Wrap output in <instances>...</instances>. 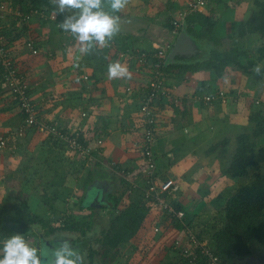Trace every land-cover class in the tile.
Returning <instances> with one entry per match:
<instances>
[{
  "label": "crops",
  "instance_id": "1",
  "mask_svg": "<svg viewBox=\"0 0 264 264\" xmlns=\"http://www.w3.org/2000/svg\"><path fill=\"white\" fill-rule=\"evenodd\" d=\"M165 1H168L166 11L162 0H129L123 10L113 13L120 17V31L114 39L125 46H130L129 48L139 50L166 48L170 51L177 38L175 35L177 33L168 25L169 20L173 19L168 17L164 26L161 21L157 23L156 21L163 14L167 15L175 7H180V4L177 0ZM180 1L182 5H186L191 0ZM255 1L220 0L208 5L202 13L215 15L214 33L221 39L222 46L227 48L229 42L231 44L229 50L239 48L246 53L243 64L253 61L255 62L253 69L259 66L261 70L263 62L257 60V52L264 41L258 35L246 37L238 35L239 26L255 9ZM0 2H7L15 10V16H8L2 22V26L7 35H19L13 44L15 61L30 87L32 99L38 105L40 120L57 125L72 134L82 125L85 130L83 135L90 140L88 141L91 146L90 158L84 159L69 153L70 151L47 133L35 129L29 131L19 140L16 148L0 149V193H8L4 187L10 181L12 183L18 180L17 174L20 175L21 172H26L27 175L35 174L39 168L46 175H52L51 182L57 175L64 185L74 178L77 184L80 183L82 194L89 195L100 189V199H103V202L106 194L124 193L126 191L124 181L132 187L127 194H138L137 191L131 192L147 184V181L146 184L144 181L147 177L141 175L146 171V167L142 155L144 127L143 123H140L139 111L141 94H144L148 82L146 66L120 60L118 57L120 49L111 44L100 50L94 49L88 55L80 54L75 40L58 27V23L68 13L56 14L45 9L35 11L30 6L32 0ZM17 14L30 15L31 19L27 23L21 22L22 17ZM52 15H56L55 20H52ZM29 41L35 44L34 49L27 47ZM205 41L209 43L208 47L212 46L208 40ZM255 42L259 44L256 46ZM114 62L125 66L130 76L110 79L108 66ZM168 87L169 97L159 106L158 138L154 152L161 174L159 180L171 185L166 193L172 194V200L180 202L188 210L187 203L190 199L188 194H206L211 187L213 190L210 194L215 195L214 191L223 192L232 184L235 185L237 180L241 184L244 179L230 180L224 174L216 181L212 179L213 170L221 173L224 164L222 161L209 158L214 154L210 153L211 148L216 145L211 142L213 139L218 140L219 136L222 139L223 136H229L225 138L229 140L237 138L242 131L244 132L243 126H248L250 115L246 116L247 113L264 110V76L256 79L235 68H228L222 79L215 77L211 71L189 72L181 80L171 74ZM221 89L229 94L225 103L219 101L215 104H206L202 101L203 96ZM84 112L88 114L85 119L82 118ZM22 123L23 114L12 102L8 86L2 83L0 135L17 131ZM99 140L103 141L102 146H99ZM204 145L211 146L205 153ZM258 147L256 151L264 152L263 146L259 149ZM235 148L237 149L236 145ZM256 151L253 154H256ZM69 155L73 157L68 158ZM258 155L259 152L256 154L257 159ZM252 161L249 168H257L254 169L256 173H263V170H258L262 167ZM224 162L229 165L227 159ZM89 177L92 178V182L86 185ZM210 180L213 183H209ZM98 184L101 185L97 187ZM202 185L209 188H203ZM23 195L28 200L30 210L35 213V208L31 205L33 201L30 202L32 194ZM18 198L19 194L17 204ZM167 199L173 204L172 200ZM105 205L103 208L99 207L101 208L99 213L94 210L95 215L111 218L113 211ZM151 215L152 213L136 239L147 243L142 245L145 249H149L150 246L158 249L155 251L153 248L155 252L149 253L151 256L145 255V250H140L132 260H141L144 256L145 258L149 256L152 263L156 261L155 259L163 262L162 254L165 252L168 259L169 257L171 259L169 264H175L177 254L171 248L173 243L180 239L181 234L169 229L166 233L160 230L161 233L159 231L156 236L155 230L158 227ZM97 230L95 228L92 237L89 234L82 236L76 232L60 231L48 238L68 239L83 255V247L88 245L91 239L96 244L95 248H98L97 241L100 237H95ZM151 237L153 240H150ZM37 247L39 249L40 245ZM96 256L100 257L98 254ZM98 260L101 261L99 258ZM92 262L89 260V264H97L98 261Z\"/></svg>",
  "mask_w": 264,
  "mask_h": 264
},
{
  "label": "trees",
  "instance_id": "2",
  "mask_svg": "<svg viewBox=\"0 0 264 264\" xmlns=\"http://www.w3.org/2000/svg\"><path fill=\"white\" fill-rule=\"evenodd\" d=\"M30 6L35 11L45 9V11L51 13L56 12L50 0H32V5ZM27 12L31 11L27 10ZM214 17L215 15L213 16V14L197 12L189 15L184 22L190 35H193L199 40H208L210 45L212 44V46H209V57L193 64L166 66V72L169 75L174 74L177 79L181 80L189 72L211 71L215 77L222 79L226 75L228 68H235L242 70L245 75L253 76L256 79L263 78L264 67L260 70L259 74H256L253 71L255 62L249 61L248 64H243L246 55L245 52H242L237 47L227 51L222 50L221 39L214 33ZM169 23L168 25L174 30V33H177L175 34L177 36L182 29L179 28L177 30L172 20H169ZM3 32L5 37L9 38V41L12 43V47H14L13 44L19 35L9 36L6 30ZM238 35L240 37L258 35L264 41V1H255V9L239 26ZM112 41H116V44L120 43L117 39ZM129 47L120 43L118 48L126 51L130 49ZM257 53V60L264 62V44L258 49ZM4 74V69L0 64V81L7 85L4 80ZM215 93L213 92L211 94ZM166 99H162V101ZM249 121L252 129H254L253 133H244L239 136L237 149L232 161L224 169V175L230 178L238 179L250 176L249 167L251 166L252 154L257 149L256 141L264 138V110H258L250 114ZM1 135H6V133ZM88 140L84 136L81 137L83 143L87 144ZM229 142V139L223 140L220 144L213 146L210 153H215L220 148H223V153L221 152L220 154L222 156L221 158L225 159L224 156ZM141 175H145L148 178L145 171ZM59 177L58 175L55 176L50 186L64 185V182H61L62 179H59ZM91 179L89 177L85 184L89 185L92 182ZM144 181L146 184L147 180L145 179ZM124 182L126 190L124 193L106 194L105 207L112 209L113 216L110 218L108 229L101 232L102 236L97 241L99 247L92 253V255L98 254L100 256L101 264L114 263L123 247L129 243H134L140 229L150 216L152 210V207L144 197L146 185L138 190L133 189L131 192L137 191L138 194H127L132 187L127 181ZM44 196L45 204L50 209H54V204L50 203L52 200L47 197V194ZM169 199L172 200L173 198ZM172 201L177 211H184L187 214L186 209L180 202ZM18 202L17 205L0 203V242L12 234H21L39 246L41 243V234L44 238H48L60 231H71L79 233L82 236H87L90 232L94 231L93 227L96 222H94L95 212L93 209L95 207L92 208L91 205L87 207L80 206L81 211L86 210L88 213V216L83 217L81 221H75L74 216H69L68 222L60 227H55L50 224V219L45 220L30 210L28 200L22 193L19 194ZM36 226L39 229H35ZM211 231V239L214 243L212 249L223 264H232L234 261L240 263L243 259L251 257L253 255L254 244H258L259 247L264 248V172L252 175L249 183L243 186L241 185L236 193L226 200L222 217L220 220L217 219L213 222ZM211 231L210 229L208 230L209 233ZM198 237L203 239L201 232ZM92 258L90 260L94 262L95 260ZM175 259V264L189 263L187 259H182L179 256Z\"/></svg>",
  "mask_w": 264,
  "mask_h": 264
},
{
  "label": "built area",
  "instance_id": "3",
  "mask_svg": "<svg viewBox=\"0 0 264 264\" xmlns=\"http://www.w3.org/2000/svg\"><path fill=\"white\" fill-rule=\"evenodd\" d=\"M217 0H193L187 10L180 11L179 16L173 21L174 27L178 30L183 28V22L186 18L197 12H202L208 5L213 4ZM21 22L27 23L30 15H20ZM8 16H15V10L7 2H0V64L4 69V80L9 88L11 100L14 105L23 114V123L17 131H9L6 135H0V149H14L17 147L19 140L22 139L31 130H39L45 132L63 145L68 151L82 157L90 158L91 146L88 143H83L81 137L85 135V130L82 125L79 126L75 133H69L61 127L53 124H48L40 120L38 105L34 102L30 94V87L27 84L24 74H22L15 61V55L12 43L9 38H6L3 31L2 22ZM56 19V15H52V20ZM116 42V41H115ZM112 42V46L119 47V44ZM27 47L34 49L33 41L27 43ZM171 49V47H170ZM166 48H157L156 50H139L130 48L126 51H119L118 57L122 61L133 62L147 67L148 82L145 86L144 94L140 104V123H143V158L145 160V172L148 175L146 191L144 197L154 209L161 210L167 213L171 219H182L184 211H177L176 208L169 202L167 198H171L172 194H167L171 185L162 183L160 171L157 167L156 155L154 148L157 143L158 133V118L159 106L162 99L169 96L168 80L169 74L165 68L167 66L168 52ZM88 77H85L87 79ZM201 99V98H199ZM228 96L221 90L215 94L205 95L202 101L206 104H214L219 101L226 102ZM88 114L84 112L82 118L85 119ZM84 134V135H83ZM85 137V136H84ZM99 146L103 145V141H98ZM156 232L159 229L156 228ZM181 237L175 241L173 247L177 256L188 260V264H223L221 259L214 254L212 247L206 240L200 239L194 229L188 225L180 232Z\"/></svg>",
  "mask_w": 264,
  "mask_h": 264
},
{
  "label": "rangeland",
  "instance_id": "4",
  "mask_svg": "<svg viewBox=\"0 0 264 264\" xmlns=\"http://www.w3.org/2000/svg\"><path fill=\"white\" fill-rule=\"evenodd\" d=\"M163 4L166 6L165 10L167 9V2L165 0H162ZM178 3L180 4V7H175L172 11L168 12L167 15L163 14L162 17H160L158 19L157 22H162L161 24L164 26L166 24V19L168 17H171L173 20H175V18H177L179 16L180 11H185L187 10L188 6L190 5V3L193 1L191 0L188 4L186 5H182L180 0H177ZM161 2V1H160ZM157 5V3H155ZM251 14V13H250ZM58 19V18H57ZM172 20V21H173ZM184 25V22H183ZM162 26V27H163ZM115 40V39H113ZM115 42V41H112ZM111 42V43H112ZM116 43V42H115ZM256 46L259 43H254ZM112 45V44H111ZM227 48L226 46H222V49L224 50H229L228 47L231 46V44L228 42L227 43ZM100 50V49H98ZM262 67H264V62L263 64H261ZM262 87V86H261ZM264 88V87H263ZM262 88V89H263ZM245 89V88H243ZM221 91H223L225 93V96H229V94L224 90L221 89ZM217 92V91H216ZM263 107V106H261ZM255 112V111H254ZM253 112H248L246 116H249L250 114H252ZM248 121H249V117H248ZM245 127L244 132L242 131V133H240V135L247 133V134H252L253 130L252 129V125L249 121L248 126H243ZM237 136V138H230L229 145L226 148V154L224 156L225 159H227L229 161V163L232 161L233 155L235 154L236 148L235 145L237 146L238 143V138L239 136ZM224 137L223 138H228ZM218 140L213 139L212 140V144L213 145H217L220 144L224 139H222V137H217ZM262 140L258 139L257 142V147L258 149L261 148L262 146L264 147V138H261ZM263 144V145H262ZM204 153L206 152V150H208L210 147L204 145ZM223 153V148H220L218 151H216L214 154L210 155L209 158L211 159H217L219 161H222L224 164V168H222V172H216L213 170L212 172V179H214L215 181L218 180L219 176H221L222 174H224V169H226L228 167V164H226V162H224L225 159L222 160V156L220 153ZM257 152H259L258 155V159L256 157ZM71 154H73L72 152H69ZM256 154H253V160L251 158L252 162H257L259 164V167H262V169H258L259 171L263 170L264 171V152L261 153L260 151H256ZM75 155V154H74ZM77 156V155H76ZM260 156V157H259ZM72 155H69L68 158H72ZM78 157V156H77ZM221 159V160H220ZM214 161V160H212ZM214 169V168H213ZM254 169L257 168H249L250 171V175H254L256 173V171ZM19 173V171H18ZM22 174L18 175L17 174V178L18 180L16 181H10L9 184H7V186H5L4 188L8 191V193H0V202L1 203H7V204H17V195L18 194H28L31 195L32 194V198L31 201H33V203H31V205L35 208V213L38 214V216L42 217L45 220H51L50 224L52 226H62L63 224H65L66 222H68V218L69 216H74L75 221H81V219L85 216H88V213L86 210L81 211L80 210V206H86L89 204L93 207H95L96 209H93L95 211H99L101 208H103V205H105V201L103 202V199H100L101 195L99 194V190L100 189H96V191H94V193H91L89 195H85L80 193L81 192V188L80 183H76L74 178L73 180L68 181V184L66 185H62V186H50L51 185V176L50 174H45L43 172V170L37 168L36 169V173L35 174H30L25 172H21ZM59 176V175H58ZM74 177V176H72ZM230 180H235L234 178H230L229 176H227ZM66 178V177H65ZM227 178V179H228ZM247 178H251L250 176ZM244 178V179H247ZM57 179V177H56ZM228 179V180H229ZM244 179H242L241 184H239V181L237 180L235 182V185L232 184L231 186H229V188L227 187L226 189H224V191H214V193H216L215 195L210 194V191H212L213 189L210 187H206V185H202L203 188H209V190H207L206 194H188L189 196V200L188 203L189 204V208L188 210H186L187 214L184 212L183 214L184 217L182 219L178 218L175 219L176 221H174L173 219L170 218V216L158 209H154L152 208L150 214L151 218L153 220V222H155V224L157 225V227L159 228V231H163V233H166L167 230L169 229H173L174 233H179L182 231V229L184 228V225H188L190 227H192L196 233L197 236H199L200 232L202 234V240H206L207 243L210 245V247H214V243L212 242L211 236H212V231H211V227L212 224L215 220H220L222 217V212H223V208L225 206V202L226 200L232 196L233 194L236 193V191L239 189V187L242 185H245L247 183H249V181H245ZM58 180V179H57ZM9 181V180H8ZM82 182V181H81ZM209 183H213L212 180H210ZM5 184V183H4ZM101 184H98L97 187H99ZM4 188L1 189V191L4 190ZM202 191V190H200ZM10 193V194H9ZM47 194V197L50 198L52 201L50 202L51 204H54L55 208L54 209H50V207L45 204L44 201V195ZM212 197L214 199H212ZM84 198V199H83ZM81 199H83L81 201ZM5 201V202H3ZM187 201V200H186ZM185 204V202H184ZM101 207V208H99ZM92 211V210H90ZM99 213V212H98ZM110 217H100L99 214L95 215L94 217V222H96L95 226L93 227V230H95V228H97L98 230L95 231L96 232V238H99L102 236L101 231L102 229L105 230L108 228L109 223H110ZM152 223V222H151ZM218 223V222H217ZM100 228H99V227ZM35 229H39L38 226L35 227ZM210 229L211 233L208 232V230ZM177 230V231H176ZM37 231V230H35ZM154 231V230H153ZM160 231V233H161ZM156 236L158 234V232H155ZM29 236V235H28ZM42 236V234H41ZM89 236L92 237L93 236V231L89 233ZM153 237H151L150 240ZM55 241V240H54ZM149 241V240H148ZM147 241V242H148ZM94 240H90V242L88 243V247L84 250L83 256L86 259H94L97 262V264H100L101 261L98 260V258L100 259V257H97L95 255H92V253L94 252L96 247V244L93 243ZM53 243V241H52ZM55 243V242H54ZM151 243V242H148ZM175 243V242H174ZM173 243V245H174ZM90 244V245H89ZM94 244V245H93ZM135 244L136 246L132 245ZM129 243L127 245H125L120 253V255L117 257V260L112 263V264H141L144 262V264H169V260L171 262V259L167 254L164 252V254H162L163 256V262L159 261L158 259H155V262H151L152 260L150 259L149 256H147V258H145V256L143 257V259L141 260H132L134 258V256L139 254L140 250H145L146 252L144 253L145 255H150L153 254L157 249H155L153 246L149 249H145V247H142V245L147 244L144 243L141 239H136L134 241V243ZM37 244H35L36 246ZM41 245V243L39 244ZM55 245V244H54ZM94 247V248H93ZM99 247V246H97ZM84 248V247H83ZM153 248H154V252H153ZM40 249V248H39ZM162 249V248H159ZM171 249H174V247L172 246ZM46 250V249H45ZM43 251V250H42ZM174 251V250H173ZM150 253V254H149ZM163 253V252H162ZM151 256V255H150ZM144 260V261H143ZM236 264H245V263H251V264H264V248L259 247L258 244H254L253 245V255L247 259H243L240 263L234 261Z\"/></svg>",
  "mask_w": 264,
  "mask_h": 264
},
{
  "label": "clouds",
  "instance_id": "5",
  "mask_svg": "<svg viewBox=\"0 0 264 264\" xmlns=\"http://www.w3.org/2000/svg\"><path fill=\"white\" fill-rule=\"evenodd\" d=\"M50 3L56 14L68 13L58 27L75 40L80 54L88 55L94 49L108 47L119 33L120 17L113 13L123 10L129 0H50ZM253 71L259 74L260 67L256 66ZM129 76L128 69L119 62L109 64L110 79ZM0 245V264H85V257L68 239L41 251L24 235L12 234Z\"/></svg>",
  "mask_w": 264,
  "mask_h": 264
},
{
  "label": "water",
  "instance_id": "6",
  "mask_svg": "<svg viewBox=\"0 0 264 264\" xmlns=\"http://www.w3.org/2000/svg\"><path fill=\"white\" fill-rule=\"evenodd\" d=\"M208 45L209 43L207 41L199 40L193 35H190L187 31L186 24H184L169 52L167 66L193 64L205 60L209 54ZM52 246V241L46 240L42 235L40 250H45V248L51 249Z\"/></svg>",
  "mask_w": 264,
  "mask_h": 264
},
{
  "label": "flooded vegetation",
  "instance_id": "7",
  "mask_svg": "<svg viewBox=\"0 0 264 264\" xmlns=\"http://www.w3.org/2000/svg\"><path fill=\"white\" fill-rule=\"evenodd\" d=\"M50 238H51V237H50ZM50 238H45V239L48 240V241L53 240V243H52L53 246H52V248L55 247V246H57V241L61 240V239H59V238H57V239H55V238H54V239H50ZM54 240H55V241H54ZM54 242H55V243H54ZM54 244H55V245H54ZM40 247H41V245H40ZM50 247H51V245H50ZM87 247H88V245H85L83 249H86ZM45 249L47 250L48 248H45ZM84 251H86V250H84ZM233 263H235V262H233ZM233 263H232V264H233ZM85 264H89V259H86V260H85ZM245 264H247V263H245ZM248 264H251V263H248Z\"/></svg>",
  "mask_w": 264,
  "mask_h": 264
}]
</instances>
